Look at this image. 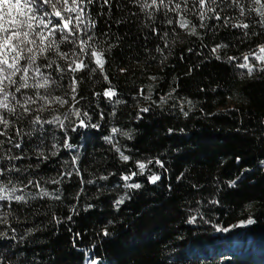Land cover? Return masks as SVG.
<instances>
[{
  "label": "trees",
  "instance_id": "obj_1",
  "mask_svg": "<svg viewBox=\"0 0 264 264\" xmlns=\"http://www.w3.org/2000/svg\"><path fill=\"white\" fill-rule=\"evenodd\" d=\"M176 3L181 5L178 11L150 10L151 19L134 0H112L111 11L102 0L85 3L88 15L96 21L89 34L95 33L96 46L106 50L108 81L99 70H89L95 64L87 56L83 58L89 69L67 71V64L76 58L73 51H78L71 43L73 39L78 43L76 37L60 44V50L69 53L68 60L54 51L48 53L55 63L43 71L55 83L44 94L60 96L67 103L44 105L37 100L30 105L31 115L16 122L15 128L30 134L23 136L25 158L15 161L21 172L10 175L25 182L26 178L40 181L49 192L58 189L60 200L37 198L23 207L13 202L14 214L20 219L9 217L17 228V239L0 240L4 264H88L92 259L98 264H264V71L257 64L249 77L246 69L236 66L242 59H227L264 44L261 18L247 11L255 7L251 0H241L245 16H240L231 0H209L204 9L205 27L201 28L197 0H187V4L173 0L169 8ZM43 8L51 11L48 5ZM217 13L220 20L215 19ZM181 17L190 21L189 29L179 27ZM52 19L55 23L57 18ZM168 19L173 23L168 24ZM239 22L249 23V29L232 27ZM192 25L196 35L189 34ZM59 37L57 32L58 42ZM79 38H85L83 32ZM109 44L116 47L107 51ZM216 44L228 45L219 51V60L211 53ZM38 63L47 60L42 57ZM57 64L65 71L58 72ZM73 76L78 81L76 100L70 88ZM106 88L116 95L111 99L95 95ZM42 106L45 110L39 111ZM77 108L79 117L74 114ZM142 108L149 111L141 112ZM36 115L43 120L59 117L64 127L44 124L41 129L36 125L40 130L33 131L30 121ZM80 120L88 126L81 127ZM113 127L129 136L116 134L109 143L104 137L113 135ZM8 134L14 136V142L19 140L13 129ZM65 140L73 147L65 148ZM113 144L131 159L120 160ZM39 150L48 159L38 158ZM19 151L13 149V154ZM148 159L153 163L144 175L127 182L142 187L125 189L121 175L138 171L135 162ZM156 159L163 162V168ZM8 164L0 160V167ZM68 171L73 175L61 179L60 174ZM153 173L161 177L155 184L148 181ZM100 176L108 179L100 180ZM236 177H240L236 185L229 187L228 182ZM53 179L61 182L53 184ZM89 180L95 182L87 183ZM25 191L37 189L29 186ZM125 192L130 199L116 208L114 202ZM0 204L5 205L0 212L9 210L7 202ZM89 204L93 207L87 208ZM53 214L60 223L52 219ZM69 215L72 220L67 219ZM192 215L197 217L195 223L188 222ZM249 217L254 224L233 227ZM105 226L110 232L107 237L101 232ZM217 226L229 231H217ZM6 227L0 225V230ZM28 228L38 230L25 235ZM76 233L80 237L74 246Z\"/></svg>",
  "mask_w": 264,
  "mask_h": 264
},
{
  "label": "snow or ice",
  "instance_id": "obj_2",
  "mask_svg": "<svg viewBox=\"0 0 264 264\" xmlns=\"http://www.w3.org/2000/svg\"><path fill=\"white\" fill-rule=\"evenodd\" d=\"M94 0H0V137H5L6 139H0V160H7L8 165L0 167V177H5L0 179V202H7L8 211L0 212V225H6V229L0 230V240H9L15 241L17 228L13 227L9 221V217L13 220L18 221L20 218L14 214L12 209V204L23 206L30 205L32 200L49 198L52 200H60L59 190L57 189L54 192H49L46 188L41 186L40 181H33L32 179L20 180L13 179L10 175L11 173H20L21 169L16 165L15 161L23 160L24 153L22 149L23 136L30 133H23L22 129L15 128V124L19 120H23L27 115H31L32 109L30 105L36 104L37 100L43 101L44 105H49L52 102H58L61 105L67 103L60 96H55L49 98V95H45L44 92L50 88V86L55 83L50 79V73L46 74L43 69L52 68L54 61L48 59V53L55 52L61 59L68 60L69 53L62 52L60 50V44L69 41L70 37H76L71 41L72 44L76 45L78 51H73V56L75 59H71V62L67 64V71L69 72H78L84 69H89V63L85 62L84 56L90 58V62L95 64V67L90 68L89 70L92 73H95L97 70L103 75L105 81H108V76L105 74L104 65L106 63L105 59V48L103 46L97 47L94 42L95 33L89 34L92 29L96 27V21L88 15L86 8L84 7L85 3L92 4ZM103 5L107 6L109 11H111L112 0H102ZM173 0H134V3L137 4L141 12H144L149 19L153 16V11H159L162 7L167 8L168 11H178L181 7L179 3L175 4V7L169 8V5L172 4ZM200 12L199 17L201 20L200 27H205L203 23L206 12L204 9L207 7L209 0H197ZM212 3H215V0H211ZM184 3L187 4V0H184ZM232 4H235L239 7L240 16H245L246 8L241 4V0H231ZM252 5L255 7L248 8V12H253L261 19L259 23L264 27V0H251ZM57 4H61L62 7L57 8ZM48 5L51 8V11L44 10L43 6ZM153 10V11H150ZM208 11H215V9L209 8ZM65 13H72L74 15H67ZM52 17L57 18L55 23L53 22ZM216 20H220L221 16L219 13L215 16ZM87 20V24L85 21ZM119 22V21H118ZM168 24H172L171 19L167 20ZM177 23L180 28L189 29L190 21L181 17ZM228 21H225L227 24ZM83 26V27H82ZM232 27L238 29H249V23L239 22L233 24ZM155 32V28L153 29ZM57 32L60 33L59 42L56 39ZM83 32L85 38H79V34ZM189 34L196 35L197 30L196 26L192 25ZM167 33H165V36ZM248 33L245 32L244 36H247ZM116 47L115 44H109L107 51H111L112 48ZM167 47V44H165ZM228 47L227 44H216L211 48V53L215 55L216 59H221V56L218 54L219 51L223 48ZM191 51V49H189ZM45 58L47 63H38L41 58ZM250 57L253 58V62H250ZM228 61H235L237 59H242V63L236 65L239 68L246 69L247 75L251 77L254 70H257V64L259 65L258 70L264 71V44L258 45L257 50L250 51L248 53L242 54L241 57L230 56L227 57ZM56 70L58 72H64L65 68L61 65H56ZM121 71H126V69H121ZM192 69H189V73ZM243 75V73H241ZM155 79V77H152ZM77 78L72 77L70 84L71 91L73 93L72 99L76 100L77 92ZM43 90V92L41 91ZM32 94H28L29 92ZM175 91V89H173ZM17 94H20L19 96ZM143 94V89L141 90ZM95 95L106 97L111 99L116 95V92L111 88H106L102 93H95ZM146 96L145 98H149ZM165 98L161 97V101H164ZM78 103V101H77ZM116 103H121L117 100ZM191 103V101H188ZM45 110L42 106L39 111ZM183 111V109H181ZM141 112H148L149 108L140 109ZM77 117L81 115L79 108L76 109L74 113ZM114 114V113H113ZM84 116H88L87 112L83 113ZM184 115L187 116L188 113L184 112ZM9 116L14 117V119H9ZM31 125L33 131H39L36 129V125H40L41 129L44 124H56L58 123L61 128L64 127V123L59 117H53L52 120H43L39 115L33 116L31 119ZM81 127H87L84 120H80ZM91 127L96 128L98 125L92 124ZM9 129H13L15 137H18L19 140H15L14 136L9 135ZM75 130V129H73ZM171 132L172 130L169 129ZM112 136L104 137L109 143H112L114 136L120 134L123 136H129V133L122 132L119 128L113 127L111 129ZM130 138V137H129ZM11 145L8 148H5V144ZM42 143V141H41ZM55 144L52 145V148H56ZM65 148L73 147L68 143L67 140L64 142ZM115 151L119 154V158L122 161H129L131 157L125 155L124 151L120 147H117L113 144ZM13 149L20 150L19 154H13ZM57 153L53 151L51 155L55 156ZM38 158L48 159L43 150L38 151ZM76 162V157H73V164ZM237 162H239V157H237ZM153 160L148 159L145 161H136V167L138 171H132L129 174L121 175L120 179L125 181L123 187L128 190L140 189L142 185L140 183H127L128 181L133 180V177L137 175H144L145 170L148 168V165L152 164ZM155 163L161 168L164 167L163 162L159 159L155 160ZM261 164H264V161H261ZM247 171V169L245 170ZM8 174V175H6ZM79 169H76V175H79ZM61 179L65 176L71 177L73 175L72 171L67 173H61ZM183 175V174H181ZM100 180H107L108 176H100ZM161 179L158 174H151L148 176L149 183L155 184ZM179 179V177H178ZM240 177L228 182L229 187H234ZM53 184H59L61 180L53 179L50 181ZM95 181L89 180L87 183H94ZM83 183V181H81ZM33 186L37 189L36 192H26L25 190ZM83 191V188L80 189ZM19 193V194H18ZM126 199H130L128 192H125L124 195H121L115 202L114 206L119 208L121 204L125 202ZM218 203V201H214ZM5 207L4 204H0V208ZM93 205H87V208H92ZM73 212H76L77 209L75 205L72 208ZM197 212L199 209L196 210ZM52 219L57 223L61 221L55 216L52 215ZM68 220H72V216L67 217ZM197 217L192 215L188 222L195 223ZM111 224V221L108 222ZM255 221L249 217L245 221H241L238 225L233 227H242L245 225L254 224ZM9 230L12 235H9ZM36 228H28L25 231V235H30L34 231H37ZM217 231L227 232L228 228L216 227ZM102 235L107 237L110 235V232L105 226L102 230ZM80 237V233H76V237L73 240V245L75 246V239ZM20 239H24V236H21ZM0 264H4V258L0 257ZM90 264H98L97 259H92Z\"/></svg>",
  "mask_w": 264,
  "mask_h": 264
},
{
  "label": "rangeland",
  "instance_id": "obj_3",
  "mask_svg": "<svg viewBox=\"0 0 264 264\" xmlns=\"http://www.w3.org/2000/svg\"><path fill=\"white\" fill-rule=\"evenodd\" d=\"M88 264H90V262Z\"/></svg>",
  "mask_w": 264,
  "mask_h": 264
}]
</instances>
